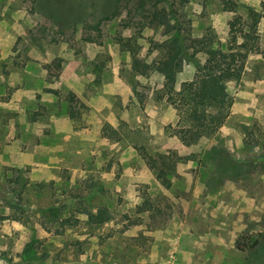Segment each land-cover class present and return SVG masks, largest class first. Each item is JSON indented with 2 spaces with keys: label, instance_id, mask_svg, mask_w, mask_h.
Instances as JSON below:
<instances>
[{
  "label": "rangeland",
  "instance_id": "rangeland-1",
  "mask_svg": "<svg viewBox=\"0 0 264 264\" xmlns=\"http://www.w3.org/2000/svg\"><path fill=\"white\" fill-rule=\"evenodd\" d=\"M243 43L229 117L184 145L170 93ZM0 264H264V0H0Z\"/></svg>",
  "mask_w": 264,
  "mask_h": 264
},
{
  "label": "trees",
  "instance_id": "trees-1",
  "mask_svg": "<svg viewBox=\"0 0 264 264\" xmlns=\"http://www.w3.org/2000/svg\"><path fill=\"white\" fill-rule=\"evenodd\" d=\"M231 40L236 43L235 33L232 34ZM239 46L244 51H233L231 47L223 50L208 45L204 64L197 63L198 73L195 79L186 82L179 92L170 93L168 101L175 106L178 118L175 126H171L172 134L184 145L191 146L203 137L214 136L229 117L233 101L229 96L222 97V91L226 84L233 80L238 62L243 63L246 58L244 52L248 50L247 43ZM166 52L170 63L164 65L163 73L167 79L166 84L168 83L172 88L175 65L178 60L187 55L179 33L167 45ZM132 68L135 72L143 74L148 66L142 65L133 56ZM165 175L166 171L161 169L157 178L169 187L170 184L166 181ZM87 218L90 225H101L110 220L106 208H100L94 213L88 212Z\"/></svg>",
  "mask_w": 264,
  "mask_h": 264
}]
</instances>
